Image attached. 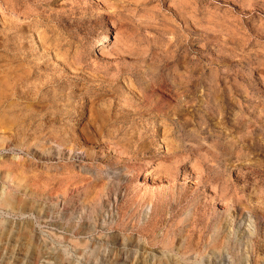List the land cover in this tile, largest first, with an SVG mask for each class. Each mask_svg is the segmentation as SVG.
Returning <instances> with one entry per match:
<instances>
[{
  "label": "rangeland",
  "instance_id": "1",
  "mask_svg": "<svg viewBox=\"0 0 264 264\" xmlns=\"http://www.w3.org/2000/svg\"><path fill=\"white\" fill-rule=\"evenodd\" d=\"M0 86V264H264V0H0Z\"/></svg>",
  "mask_w": 264,
  "mask_h": 264
},
{
  "label": "bare ground",
  "instance_id": "2",
  "mask_svg": "<svg viewBox=\"0 0 264 264\" xmlns=\"http://www.w3.org/2000/svg\"><path fill=\"white\" fill-rule=\"evenodd\" d=\"M12 75V74H11ZM20 76V75H19ZM1 87V86H0ZM14 87V86H13ZM97 99V98H96ZM24 100V99H23ZM19 101V100H18ZM17 101V102H18ZM84 112V111H83ZM90 115V114H89ZM106 125V124H105ZM92 126V125H91ZM91 138V137H90ZM92 139V138H91ZM40 140V139H39ZM10 145V144H9ZM12 147V146H11ZM34 148V147H33ZM49 151V150H48ZM62 152V151H61ZM11 165V164H10ZM4 174V173H3ZM46 191V190H45ZM72 194V193H71ZM153 200V199H152ZM1 201L4 203V204H7V205H12V206H14L15 205V199H13V198H9V197H7V195H4L3 197H2V199H1ZM95 214V213H94ZM92 215V214H91ZM83 223H81V225H82ZM63 228V227H62ZM74 230V229H73ZM80 230V229H79ZM62 231V230H61ZM71 232V231H70ZM77 232H78V230H77ZM180 262V261H179Z\"/></svg>",
  "mask_w": 264,
  "mask_h": 264
}]
</instances>
